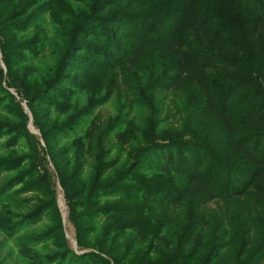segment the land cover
I'll use <instances>...</instances> for the list:
<instances>
[{
  "label": "trees",
  "instance_id": "trees-1",
  "mask_svg": "<svg viewBox=\"0 0 264 264\" xmlns=\"http://www.w3.org/2000/svg\"><path fill=\"white\" fill-rule=\"evenodd\" d=\"M74 1L84 4L85 9L81 6L77 13H70ZM203 1L0 0V48L10 79L4 86L0 67V107L5 115L12 114L19 120H1L0 132L14 134L13 144L23 137L28 143L30 133L26 129L28 116L10 89L27 102L40 129L39 121L48 109L70 105V86L91 91L85 109L95 110L105 99V90L107 97L116 90V82L111 79L132 65L137 67L134 82L128 85L133 102L123 106L115 118L101 121L97 115L94 129L82 136L87 140L74 152L72 167L60 164V159H65L60 154L65 151L69 155L71 151L54 149L53 141L79 128L89 113L71 110L63 123L40 129L55 161L79 250H94L77 254L70 248L55 184L47 171H40L44 160L37 150L22 155L11 152L0 158V233L14 240L32 263L109 264L103 255L107 254L104 243L121 240L127 231L148 229L150 215L157 214L153 218L158 229L151 227L148 233L154 232L159 238L179 229L180 242V247L166 252L158 264H264V83L253 76L244 78L249 73L238 75L243 68L238 55L244 42L237 39L236 31H211L217 38V53L205 40L185 32L192 15L196 24L202 25L210 13L216 14L204 10L208 15H200ZM255 2L264 7V0ZM47 11L51 19L55 18L54 44V35L40 23ZM218 12L220 21L215 26L227 22L226 15ZM32 27L34 34L25 37ZM239 33L245 37L243 31ZM47 45L53 46V55H57L51 58L55 67L49 65V73L35 81L36 66L25 54L43 56ZM78 63L83 66L82 77L70 74ZM184 78L191 79V93L200 99L194 104L191 99L185 108L189 112L186 128L205 127L209 131L212 126L215 132L222 130L224 139L210 142L206 135L199 134L191 140L157 141L159 126L167 119L157 95L179 89ZM145 80H149L146 87ZM101 94L104 96L100 98ZM134 106L145 109L137 120L140 135L132 137L134 146L126 161L121 155L110 158L114 132L134 125L129 115ZM254 123L259 127L251 131ZM12 172L17 174L10 175ZM248 197H253L251 209L261 208L260 214L253 216L246 210ZM212 200L222 201L217 206L225 213L209 209ZM177 206L183 208L175 226L176 212L167 218L164 215ZM230 207H236L237 212ZM45 218L51 226L35 231ZM103 229L101 240L92 244L96 230L100 234ZM198 239L202 241L194 246ZM50 243L56 250L44 255L39 248ZM191 244L194 247L188 249ZM122 262V258L116 259V264ZM133 264L155 262L140 260Z\"/></svg>",
  "mask_w": 264,
  "mask_h": 264
},
{
  "label": "rangeland",
  "instance_id": "rangeland-1",
  "mask_svg": "<svg viewBox=\"0 0 264 264\" xmlns=\"http://www.w3.org/2000/svg\"><path fill=\"white\" fill-rule=\"evenodd\" d=\"M256 0H204L202 3V7L200 8V15L204 13V16L208 15L205 12L214 11L216 14L219 11L226 15L224 19L227 20V22L223 21L222 25L215 26V23H218L217 17L214 19H211L216 14L210 13L208 16V21L206 23H201L200 25L196 24V17L192 15L189 19V21L186 23L185 32H190L193 34L195 39H199L201 41L205 40V44L208 46H211L210 49L214 53L216 52V49L214 47H217L216 39L212 32L214 29H217V31H221L222 33H228L236 31V37L237 39L243 41L244 43H241L240 47L242 53L239 52V60L238 64L239 66H242L243 68L239 69L238 75H243L246 73H249L248 75L244 76V78L248 77H254L256 80H260L261 83H264V7H261L258 3L255 2ZM74 9H71L70 13L72 11L78 12L79 7L83 6L82 8L85 9L84 4H79L78 2L74 1L71 2V4ZM221 5V7H220ZM82 9V10H83ZM205 10V12H204ZM71 15V14H70ZM57 17V15L55 16ZM52 15L50 11H47L44 13V15L41 17L40 23L43 24V28L47 32H51L54 35L55 39V30L57 29L54 21L55 18L51 19ZM61 21V19H58ZM220 21V20H219ZM73 23H76V19H72ZM61 25V24H58ZM227 27V28H226ZM35 28L32 27L29 29L26 33H24L25 37H31L34 34ZM240 31L244 32L245 37H242ZM225 35V34H222ZM21 37H23V34H20ZM92 39V38H89ZM229 41V38L227 39ZM53 41V40H52ZM56 42V39L52 42L53 44ZM224 45V44H223ZM222 46V45H221ZM53 46L47 45L46 49L44 50L43 56H33L32 54H25V57H28L29 60L33 62V64L36 66V70L33 73V79L35 80L42 79L44 76L49 73V68L55 67V61H53L51 58L53 55ZM227 51V50H226ZM78 55H81L83 57H90L86 52H79ZM22 66V64H19ZM30 65V64H26ZM50 65V67H49ZM0 67L4 71L5 79L3 82V85L7 87L6 82H9L10 79L7 77V68L3 61V54L0 48ZM82 65L78 63L77 65H74L72 69L70 70V74H78L80 77H82V74L84 73V70L82 69ZM143 65H140L139 68H142ZM137 70L136 65L130 66L125 71H120L115 75L114 78H112V82H116V90L114 91L112 96H106L107 91L105 90V99L103 98L101 101V105L98 106L95 110L93 109H85L87 108L86 104L88 101V97L90 95L91 91H88L86 89H82L81 87H69L63 86L64 88L68 89V94L70 96V105L62 107L60 109H48L47 112L44 114V119L42 121H39V127L40 129H51V127L63 123L65 120H67V117L72 114L71 110H80V112L89 113L87 114L83 120L82 124L79 128L74 130L73 132L69 133L68 135L61 136L56 141H53L54 143V149H58L60 152L63 150L71 151V153L65 155V151L63 154H60L61 156H64L65 159H60L61 165H71V159H73L74 152H76L87 139H82L85 137V135L90 132V129H94L95 123L97 122V115L100 117L101 121H106L110 118H115L118 114L119 110L125 106V105H131L130 103L133 102L130 99H132V93L128 92V85L131 82H134V74ZM252 73V75H251ZM36 81V80H35ZM149 80H145L143 85L144 87L147 86ZM182 83L181 87L179 89H176L175 91H163L159 93L157 96L158 103L164 104L165 109V117L167 118L166 121L164 120V123L159 126V134H158V140L157 141H171L170 139H193L194 137L198 136L199 134L206 135L207 139L212 142L213 138L216 139H224V135L222 130L215 132L212 129V126L210 127L209 131H206V128L200 127L198 130H195V127L192 129H188L185 126V123L189 119V112L185 111V108L187 104L190 102L191 99L194 100V103L199 102L200 99H197L196 95H192V90L190 89V78H184L181 80ZM112 85L111 81L110 84ZM114 86V84H113ZM11 93L14 94L16 97V100L20 103V106L23 109V112L25 115L28 116L27 120V131L30 133V138L27 143L26 139L23 137L21 138L16 144H13L11 140L14 137V134H9L7 132H0V158L4 157L5 155H8L11 152H15V154H25L29 152L31 149L37 150V152L40 153L41 158L44 160V166L40 169V171L43 173L47 171L49 175L52 177V181L55 184V191L57 194V206L60 213L61 223L63 227V232L66 240L69 243V246L72 250H74L77 254H83L88 253L93 248H89V250L81 251L78 247L77 242V230L73 222L69 218V209L66 204L65 194L63 191V188L61 186L60 177L58 176L56 165L54 158L52 156L51 150L47 147V144L45 143L41 130L35 126L34 121V115L32 110L28 107V104L26 101L21 100L20 97L17 96L16 91L12 88L10 89ZM128 92V93H127ZM104 94H101L99 97H103ZM104 103V104H102ZM92 111V112H91ZM130 111V109L125 110V113ZM145 112V109L142 107L134 106L130 112L131 118L130 120H135L134 125H131L130 129L133 130H124L122 131L123 135L119 136L122 132H114L113 137L115 141L114 149L111 151V157H115L118 155H121V158L123 161H126L127 157L129 156L130 152L133 150L131 149L132 146H134V139L132 137H136L139 134L138 128L140 127L137 120L140 119V115ZM83 114V115H85ZM8 120L11 123L18 122L19 120L16 119L12 114L5 115V111L3 107H0V121ZM215 120V119H214ZM216 121V120H215ZM214 124L219 125V122L216 121ZM259 127V124L254 123L251 131H255L256 128ZM130 133V135H128ZM217 133V134H215ZM81 136V141L74 142L77 138ZM83 136V137H82ZM121 138V139H117ZM49 150V151H48ZM232 156V155H231ZM64 169V168H63ZM17 172H12L10 175H16ZM85 178H87L86 174ZM83 175V177H84ZM90 175V173H89ZM181 183H184L181 181ZM179 185V184H178ZM253 197L246 198L245 202L246 204L244 207L246 210L250 211V214L255 216L256 214H260L259 207H256L254 209H251V206H253ZM248 201H250L248 203ZM222 205V201L218 200H212L208 203L209 209L216 210L221 215L222 212L225 213L226 210L220 209L217 205ZM264 204V203H263ZM241 205V204H240ZM256 206V205H255ZM221 207V206H220ZM240 207V206H236ZM236 207H230V210H233L234 213L237 212ZM264 209V205H262ZM181 206L173 207V209L170 210V212L167 214L165 213L164 217L167 218V215H171V212H176L174 217V225H177V219L181 217L182 212ZM161 213V211H157ZM155 215H150L149 223H147L146 226H149L148 229H145V227L139 228L138 230L133 232L127 231L125 234L122 235V239L116 242H107L106 245L104 243L103 250L107 254H103L107 260H109V264H116V259L122 258V264H133L140 260H143L145 263H151L155 262V264H158L167 254L166 252H172L173 250L180 247L179 242V234L177 231H168L167 233H164L159 238H156L154 235V232L148 231L151 229V227L154 230L158 229V225L156 220L153 218ZM211 215V214H208ZM47 219L45 218L44 221L39 222L35 226V231L42 232L43 230H47L51 226L49 222H46ZM244 224V223H243ZM250 225H253L249 223ZM106 226V225H105ZM99 229H101L100 225L98 226ZM97 234L93 237L94 240L92 242L95 243L103 237L105 233L104 229L100 232L99 230H96ZM106 236V235H105ZM178 237V238H177ZM204 237V236H203ZM105 241V237L103 239ZM202 239H198L197 242L194 244V246L201 242ZM129 245L130 247L125 248V245ZM193 244L188 246V249L194 247ZM101 247V248H102ZM41 249L42 253L44 255L50 254L52 252H55L56 247H54L53 244H45V246H42ZM150 250L152 253H150ZM96 251V250H95ZM162 252L161 255H159ZM150 253V254H149ZM142 255L144 257H142ZM159 259L158 262L155 260ZM0 264H34L30 261L29 257H27V254L25 252L19 251L16 243L12 239H6V237L0 233Z\"/></svg>",
  "mask_w": 264,
  "mask_h": 264
}]
</instances>
